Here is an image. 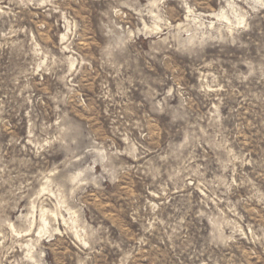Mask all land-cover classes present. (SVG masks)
Here are the masks:
<instances>
[{
	"label": "rangeland",
	"instance_id": "rangeland-1",
	"mask_svg": "<svg viewBox=\"0 0 264 264\" xmlns=\"http://www.w3.org/2000/svg\"><path fill=\"white\" fill-rule=\"evenodd\" d=\"M0 264H264V0H0Z\"/></svg>",
	"mask_w": 264,
	"mask_h": 264
},
{
	"label": "bare ground",
	"instance_id": "bare-ground-1",
	"mask_svg": "<svg viewBox=\"0 0 264 264\" xmlns=\"http://www.w3.org/2000/svg\"><path fill=\"white\" fill-rule=\"evenodd\" d=\"M222 17V16H221Z\"/></svg>",
	"mask_w": 264,
	"mask_h": 264
}]
</instances>
